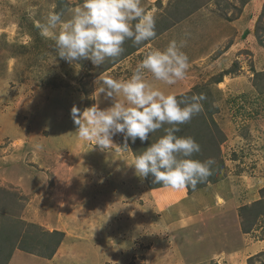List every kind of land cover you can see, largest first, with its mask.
Returning <instances> with one entry per match:
<instances>
[{
	"label": "rangeland",
	"instance_id": "rangeland-1",
	"mask_svg": "<svg viewBox=\"0 0 264 264\" xmlns=\"http://www.w3.org/2000/svg\"><path fill=\"white\" fill-rule=\"evenodd\" d=\"M82 3L0 0V264L20 250L7 260L14 226L24 231L31 224L59 229L64 238L51 258L21 250L23 264L186 263L161 212L164 194L152 192L158 184L151 175L140 178L128 165L164 129L128 146L117 134L113 148L102 151L78 136L71 116L74 106L110 107L113 99L94 98L98 77L128 80L151 51L172 40L185 41V78L166 85L145 71V79L180 100L206 97L177 133L200 144L192 159L213 161L212 175L197 187L225 185L241 228L264 239V0H141L155 16V37L140 45L125 41L122 55L103 66L57 57L55 42L35 27L49 11L67 19ZM39 243L32 241L44 253ZM246 261L264 264V249Z\"/></svg>",
	"mask_w": 264,
	"mask_h": 264
},
{
	"label": "clouds",
	"instance_id": "clouds-1",
	"mask_svg": "<svg viewBox=\"0 0 264 264\" xmlns=\"http://www.w3.org/2000/svg\"><path fill=\"white\" fill-rule=\"evenodd\" d=\"M63 17V11L51 10L35 27L42 37L55 42L57 57L74 64L90 60L95 66H103L122 55L125 41L140 45L156 35L155 16L146 11L141 0H83L69 18ZM184 45L185 41L172 40L166 49L151 51L128 80L100 75L95 81L99 92L94 98L102 93L113 99V104L106 109L94 104L83 112L74 106L71 116L78 136L102 151L113 148L117 134L124 136L123 146H128V140L146 141L150 133L163 128L164 134L128 165L140 178L151 175L155 184L195 190L212 175L213 161L192 159L193 154L201 152L200 144L177 133L180 125L203 110L201 101L206 97L193 95L189 100H180L145 79L147 71L166 85L183 80L190 67L188 56L181 51Z\"/></svg>",
	"mask_w": 264,
	"mask_h": 264
},
{
	"label": "crops",
	"instance_id": "crops-1",
	"mask_svg": "<svg viewBox=\"0 0 264 264\" xmlns=\"http://www.w3.org/2000/svg\"><path fill=\"white\" fill-rule=\"evenodd\" d=\"M153 191L164 194L161 212L171 220L179 255L187 260L183 264H248L247 259L264 249V239L242 231L236 205L225 197V185H199L195 190L158 185ZM24 255L14 252L9 264H23L28 259Z\"/></svg>",
	"mask_w": 264,
	"mask_h": 264
},
{
	"label": "trees",
	"instance_id": "trees-1",
	"mask_svg": "<svg viewBox=\"0 0 264 264\" xmlns=\"http://www.w3.org/2000/svg\"><path fill=\"white\" fill-rule=\"evenodd\" d=\"M14 228L15 242H13L14 246L13 248H10V252L7 254V260L11 258L12 251L15 248H18L28 253L51 258V256H53L56 249L61 244L64 238L63 231L59 229H53L52 231H40L38 230L39 226L36 224H31L30 226H27L24 231H22V228L17 225H15ZM242 229L247 232L246 228L243 225ZM34 238L40 242L39 244L42 245L44 253H38L35 251L34 247H36V245L32 244V241L35 240ZM26 243H28V245ZM253 257L254 256L250 257L249 259H252Z\"/></svg>",
	"mask_w": 264,
	"mask_h": 264
}]
</instances>
